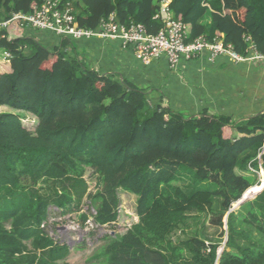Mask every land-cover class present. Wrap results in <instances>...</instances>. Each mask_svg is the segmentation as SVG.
<instances>
[{
	"label": "trees",
	"instance_id": "trees-1",
	"mask_svg": "<svg viewBox=\"0 0 264 264\" xmlns=\"http://www.w3.org/2000/svg\"><path fill=\"white\" fill-rule=\"evenodd\" d=\"M165 1L62 4H71L83 29L95 31L114 15L120 25L140 24L156 35L163 24L154 18ZM43 3L0 0V22ZM169 8L189 27L188 43L220 35L246 56L250 37L264 52V0H170ZM3 33L0 109L19 113L0 114V264H69V245L43 226L87 208L82 228L92 216L97 226L115 230L120 192L137 198L138 222L123 234L101 237L105 244L91 262L264 264V189L232 212L260 184L261 167L264 172V113L239 122L208 108L184 114L168 106L163 94L155 104L148 90L128 79L89 69L75 48L79 41L61 39L48 48L35 34L12 39ZM25 114L37 119L34 131L24 126ZM226 215L221 257V241L205 232L173 239L203 216L221 228Z\"/></svg>",
	"mask_w": 264,
	"mask_h": 264
},
{
	"label": "crops",
	"instance_id": "crops-1",
	"mask_svg": "<svg viewBox=\"0 0 264 264\" xmlns=\"http://www.w3.org/2000/svg\"><path fill=\"white\" fill-rule=\"evenodd\" d=\"M36 33L27 30L24 36L35 34L46 45L55 43V35ZM75 48L89 69L128 79L148 90L155 104H159L163 94L166 104L178 112L195 115L208 108L212 114L240 118L264 113V64L259 67V63L235 64L226 57L210 64L207 55H203L172 71L166 59L142 65L132 50L123 49L120 42L109 39L79 41ZM4 68L0 65V74ZM226 134L233 136L231 130H226Z\"/></svg>",
	"mask_w": 264,
	"mask_h": 264
},
{
	"label": "built area",
	"instance_id": "built-area-1",
	"mask_svg": "<svg viewBox=\"0 0 264 264\" xmlns=\"http://www.w3.org/2000/svg\"><path fill=\"white\" fill-rule=\"evenodd\" d=\"M169 5L170 0L162 3L159 13L154 18L162 22L163 28L158 34L150 35L143 25L131 23L125 27L118 24L114 15L106 21L102 20L100 27L95 31L83 29L79 26L70 3L63 5L62 0H44V3L35 7L32 13H14L9 20L0 22V37H6L3 33L5 31L10 38L16 39L23 37L27 30H32L51 33L57 38L73 41L109 39L120 42L123 49L132 50L135 58L142 65L150 66L166 59L172 71H176L182 63L191 62L203 55H207L210 64L224 57L241 65L264 62V52L259 51L250 37L246 38L249 44L246 56L238 54L232 45L222 40L220 35L213 41L200 37L188 43L189 27L173 15ZM70 220V215L59 216L58 219L51 218L43 227L48 231L49 225L54 231L56 226H59V238H63L65 235L62 234L66 233L63 228L68 227L66 223ZM88 224L89 220L86 222V227ZM95 226L96 228L91 231L97 230L99 233V228L102 227L96 224Z\"/></svg>",
	"mask_w": 264,
	"mask_h": 264
},
{
	"label": "rangeland",
	"instance_id": "rangeland-1",
	"mask_svg": "<svg viewBox=\"0 0 264 264\" xmlns=\"http://www.w3.org/2000/svg\"><path fill=\"white\" fill-rule=\"evenodd\" d=\"M37 33H42V32H37ZM39 41L44 44V42L42 40H39ZM60 42H61V39L55 37V43L54 44H50V45L44 44V45H46L48 48H50L51 46L59 45ZM54 62H55V59L51 60L47 64V67H52ZM260 64H264V62H259L257 67H259ZM1 113H19V112H17L15 109H12L10 107L5 106V107L0 109V114ZM233 117H234L233 118L234 121L239 122L241 119H247V118L251 117V114H249L247 117H244V118H242V117L240 118V117H236V116H233ZM23 124L30 131H34L36 124H37V119L30 114H25ZM229 133L230 132H227V134H229ZM258 175H259L258 177L260 180L259 185L262 186L263 180H264L263 176H262V169L259 171ZM86 177L89 179L90 190L94 191L95 190V182L93 181V179L89 178L90 172L87 174ZM259 185H257V186H259ZM257 186H255V187H257ZM260 191H262V190H260ZM119 194H120L121 204L119 205L118 211H119L120 216H119L118 223L115 224L116 226H118L117 229H115V230L111 229L108 226H105V227L99 228V233H97L96 236H94V237L88 236L89 235L88 232H90L91 230L96 228L92 216L89 220L88 227H86L85 229L82 228L80 221H79L80 216L84 215L88 212L87 208H83L80 212L70 215L71 220L66 223V225L68 227L63 228L64 232L66 231L65 234H62V236L65 235V237H63V238H59V236H60L59 226H56V229H54V231H53V229H50L49 225L47 226L48 232L51 235L50 237L55 238L56 240H58V238H59V239H61L60 242H64L67 245H69L70 255L67 259V262L69 264H97L95 261L91 262L90 259L94 255V253H96L105 244L103 241H100V238L106 234L107 235L108 234L115 235V233L116 234H123L129 229V227H131L133 224L138 222V218L136 216V200H137V198L132 196V195H129L125 192H120ZM245 194H247V193H245ZM215 201H216L215 209H217V211L221 210L220 200H219V202H218V200H215ZM239 208H237V205L234 204L232 212L237 213V211H239ZM52 218L58 219L59 216H55ZM201 219H204V216L201 217ZM201 219H200L199 223H194V225L192 227H190L189 229H186L184 232L178 231L174 235L173 239L175 241L185 240L189 237L194 236L197 231H201L202 233L205 232L207 235L214 237L216 241H221V244H220L221 248H224L226 245L227 239H228L227 238L228 215H226V217L223 219V227H221V228L213 226L210 223L209 219H204V221H202ZM59 225H61V224H59ZM240 228L243 229L241 226H240ZM253 236L255 238H259L258 234L254 233V232H253ZM234 253H236V252H234Z\"/></svg>",
	"mask_w": 264,
	"mask_h": 264
},
{
	"label": "water",
	"instance_id": "water-1",
	"mask_svg": "<svg viewBox=\"0 0 264 264\" xmlns=\"http://www.w3.org/2000/svg\"><path fill=\"white\" fill-rule=\"evenodd\" d=\"M263 189H264V187H263ZM263 189H262V191H263ZM262 191H259L258 193H247V194H245L244 195V197L242 198V200H240L236 205H237V208H239V207H241L243 204H245L246 202H248V201H250V200H253V199H255ZM224 249H225V247L224 248H221L220 250H219V253H218V257H221V255H222V253L224 252Z\"/></svg>",
	"mask_w": 264,
	"mask_h": 264
},
{
	"label": "bare ground",
	"instance_id": "bare-ground-1",
	"mask_svg": "<svg viewBox=\"0 0 264 264\" xmlns=\"http://www.w3.org/2000/svg\"><path fill=\"white\" fill-rule=\"evenodd\" d=\"M262 176L264 177V172H263V171H262ZM263 187H264V180H263V184H262V186L259 185V186H257V187H254V188L250 191V193H251V194H252V193H257L258 191L262 190ZM248 192H249V191H248ZM248 192H247V193H248Z\"/></svg>",
	"mask_w": 264,
	"mask_h": 264
}]
</instances>
